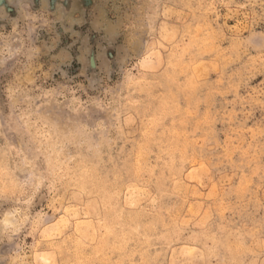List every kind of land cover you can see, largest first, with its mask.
I'll use <instances>...</instances> for the list:
<instances>
[{"label": "rangeland", "instance_id": "374dc122", "mask_svg": "<svg viewBox=\"0 0 264 264\" xmlns=\"http://www.w3.org/2000/svg\"><path fill=\"white\" fill-rule=\"evenodd\" d=\"M0 264H264V0H0Z\"/></svg>", "mask_w": 264, "mask_h": 264}, {"label": "snow or ice", "instance_id": "6c2138e0", "mask_svg": "<svg viewBox=\"0 0 264 264\" xmlns=\"http://www.w3.org/2000/svg\"><path fill=\"white\" fill-rule=\"evenodd\" d=\"M21 119H23V117ZM25 127H26L25 124H18L17 131L23 132L25 130ZM37 151H39V149H37ZM37 158H39V157H37Z\"/></svg>", "mask_w": 264, "mask_h": 264}]
</instances>
